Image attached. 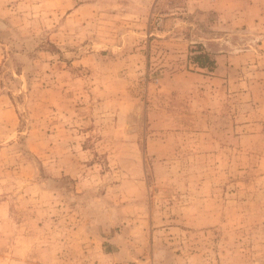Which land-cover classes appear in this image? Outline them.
<instances>
[{
	"label": "rangeland",
	"instance_id": "rangeland-1",
	"mask_svg": "<svg viewBox=\"0 0 264 264\" xmlns=\"http://www.w3.org/2000/svg\"><path fill=\"white\" fill-rule=\"evenodd\" d=\"M0 264H264V0H0Z\"/></svg>",
	"mask_w": 264,
	"mask_h": 264
},
{
	"label": "trees",
	"instance_id": "trees-1",
	"mask_svg": "<svg viewBox=\"0 0 264 264\" xmlns=\"http://www.w3.org/2000/svg\"><path fill=\"white\" fill-rule=\"evenodd\" d=\"M194 61L200 67L213 68L215 65V59L207 51L198 50L194 54Z\"/></svg>",
	"mask_w": 264,
	"mask_h": 264
}]
</instances>
